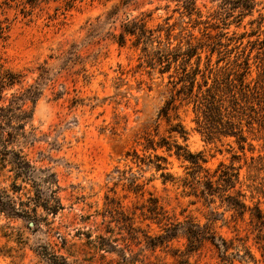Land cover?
<instances>
[{"label": "rangeland", "instance_id": "rangeland-1", "mask_svg": "<svg viewBox=\"0 0 264 264\" xmlns=\"http://www.w3.org/2000/svg\"><path fill=\"white\" fill-rule=\"evenodd\" d=\"M118 1L0 0V18L9 26L6 40L0 42V62L5 69L23 73L22 83L6 89L4 97L9 99L33 83L38 65L47 62L52 68L42 96L34 106L31 102L24 106L32 113L24 127L26 138H18L12 146L35 168V176L15 177L11 166L0 160V190L35 222L30 226V218L0 212V264H180L182 256L189 264H264V228L256 229L249 213L242 218L219 199L209 204L189 195L180 180L191 179L188 161L159 150L176 177L164 184L159 172H143L126 157L133 148L148 154L138 143L146 133L154 135L158 125L159 135H169L166 121L158 117L170 85L167 74L147 65L141 46H133V37L120 46L112 33L120 31L122 20L150 11L148 27L161 29L156 35L162 41L170 33L172 46L185 47L191 36L196 43L222 31L215 28L222 27L215 19L217 4L198 0L199 13L188 14L176 2L145 0L140 8L122 9L107 20ZM258 1L251 16L223 32L231 36L253 29L256 24L249 22L264 15V0ZM70 52L71 61H65ZM179 114L189 133L186 141L176 137L178 142L201 153L203 166L211 171L221 162L240 167L235 188L246 195L249 205L260 199L264 210V197L251 192L254 187L264 189V171L253 169L258 163L251 159L264 158V127L244 126L248 140L242 151L234 137L207 141L195 129L190 107L180 108ZM116 169L126 177H116ZM131 174L145 183L143 194L128 190ZM37 194L58 197L63 209L56 215L48 213L29 199ZM150 197L179 221L192 218L204 225L217 218L213 227L227 240V260L208 242L194 252L187 251L183 236L160 242L156 237L164 230L143 208Z\"/></svg>", "mask_w": 264, "mask_h": 264}, {"label": "trees", "instance_id": "trees-1", "mask_svg": "<svg viewBox=\"0 0 264 264\" xmlns=\"http://www.w3.org/2000/svg\"><path fill=\"white\" fill-rule=\"evenodd\" d=\"M176 2L188 14L199 13L198 0H169ZM151 2V1H150ZM217 4L215 19L222 22V27L215 38L207 35V40H198L192 43L191 36L186 46L181 44L172 46L170 33L166 34L165 41L156 35L161 29L148 27L146 17L150 11H142L139 16H132L120 23V31L112 33L115 41L124 45L127 37H133V46H141L145 62L152 69L158 68L161 75L167 74L170 87L169 96L160 109L159 117L164 119L168 125L166 129L168 136L158 134V127L154 135L146 133L142 146L144 153L139 154L136 148L127 151L126 157H131L140 170H155L159 172L162 182H175L176 177L168 170V157L158 153L159 150L175 155L179 160L188 161L191 164V172L188 174L191 179L185 177L180 179L183 186L189 188V195H193L206 203L212 204L219 199L220 204L228 210L234 211L240 217L246 213L250 214L251 222L254 221L256 229L262 231L264 228V210L260 206V199L253 205L247 203L246 195L236 184L240 183V167L234 163L221 162L216 169L211 171L203 166L205 159L201 153L191 152L186 144L178 142L176 137L183 141L187 140L188 130L184 126L179 109L190 107L193 113L192 121L195 129L207 140H222L227 137H234L239 148L244 151L247 143L244 126L247 129L257 124L264 127V15L259 14L258 18L252 19L249 24L256 26L249 32L240 34L233 32L229 36L228 29L231 24L239 26L246 16H251L259 5L258 0H210ZM145 0H119L113 5L111 11L106 14V19H113L122 9L140 8ZM169 6V5H167ZM232 19V20H231ZM231 20V21H230ZM9 26L6 21L0 18V42L6 40ZM208 34V33H207ZM224 38L228 42H224ZM248 38L244 46L243 39ZM234 43V45H232ZM203 53H205L203 58ZM216 58L213 60V56ZM73 52L65 57V61L71 57ZM76 57V55H75ZM38 75L33 83L22 91L11 93V97H4V91L22 83L23 73L5 69L0 62V160L11 166L15 177H34L35 168L30 164L20 150L12 146L19 142L18 138L25 137L24 127L26 122L32 118L24 106L31 102L34 106L42 96L44 87L50 80L51 67L40 64L37 67ZM253 72L255 75L253 76ZM32 138L35 135L32 134ZM253 151V146L249 144ZM234 155L233 158H235ZM252 162L256 161L253 169L257 172L263 170V157L257 160L252 156ZM260 165V166H259ZM145 168V169H144ZM118 176L126 177L119 169H116ZM125 173V172H124ZM53 177H56L52 173ZM128 190L135 194L144 193L145 183H139L138 178L131 174ZM150 181V180H148ZM232 191V192H231ZM264 197V189L259 187L251 188ZM259 196V195H258ZM34 200L48 213L56 215L63 209L61 200L54 197H44L37 194ZM254 199V196H250ZM148 204H144L147 211L152 215L151 220L162 227L164 234L157 236L160 242L170 241L178 236L187 240V251H197L204 243L212 244L219 251H223V260L226 259L228 243L225 237L218 234L213 227L217 218L212 217L207 223L201 225L192 218L179 221L172 218L158 204V199L148 198ZM0 212L8 216L27 219L30 213L24 209L15 207L8 196L0 190ZM212 214L219 215L212 210ZM156 216V217H155ZM31 219V222H35ZM132 229L134 227L131 226ZM157 243L153 244L156 246ZM180 264H189L188 259H179Z\"/></svg>", "mask_w": 264, "mask_h": 264}, {"label": "water", "instance_id": "water-1", "mask_svg": "<svg viewBox=\"0 0 264 264\" xmlns=\"http://www.w3.org/2000/svg\"><path fill=\"white\" fill-rule=\"evenodd\" d=\"M30 226H33V222H30Z\"/></svg>", "mask_w": 264, "mask_h": 264}]
</instances>
